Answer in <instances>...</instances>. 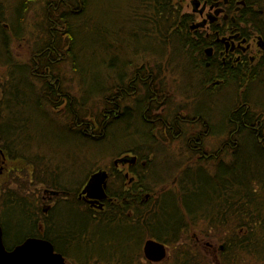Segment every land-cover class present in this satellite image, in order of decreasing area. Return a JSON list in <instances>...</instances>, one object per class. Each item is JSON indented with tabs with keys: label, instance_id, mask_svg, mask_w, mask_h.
I'll list each match as a JSON object with an SVG mask.
<instances>
[{
	"label": "trees",
	"instance_id": "1",
	"mask_svg": "<svg viewBox=\"0 0 264 264\" xmlns=\"http://www.w3.org/2000/svg\"><path fill=\"white\" fill-rule=\"evenodd\" d=\"M39 1L46 3V40L33 51L28 65L16 64L11 58L10 30L0 15V61L11 66L7 78L27 77L32 67L34 74H39L36 78L45 83L42 98L36 99L35 104L53 120L65 122L60 131L69 134L66 139L71 142L75 138L86 146L129 139L131 143L117 150L116 156L134 154L139 165L132 169L136 178L130 185L126 177L110 179L108 193L112 201L106 202L104 212L85 207L82 210L71 195L61 199L59 219L55 209L49 217L44 216L41 230L42 221L37 213H30L31 205L27 207L25 203L27 197L6 187L0 200L3 213L21 208L20 224L32 228L26 237L48 239L73 264H213L199 245L189 239L190 230L199 224L217 232L223 241L220 264H244L246 257L264 264V78L262 83H256L251 97L246 96V81L234 80L237 97H233L224 122L216 128L218 133H226L225 147L218 151L222 154L212 156L205 150L206 133L200 130L188 141L199 154L195 165L173 174L176 167H168L153 148L159 142L157 135H180L189 124L207 128L211 103L217 96L213 92L216 88L207 87L211 80L206 83L201 75L209 71L201 67L207 42L193 37L191 20L182 14L181 0H104V28L98 24L95 31L104 33L102 63L108 78L104 88L97 92L82 79L87 71L81 69L85 50L80 48L78 37L90 28L91 11L102 0H20L18 16H25L30 6ZM149 53L150 59L144 57L148 61L143 59L135 66L140 54ZM63 63H70L81 77L80 95H73L69 92L72 87L64 84ZM148 64L158 65V73L170 70V65L175 72L176 65H181V71L200 77L206 86L204 92L195 96L200 97L198 103L203 107L195 109V117H185V107L182 113L171 111L164 78L153 76L152 69V73L143 74ZM140 85L144 92L138 98L136 91ZM97 97H102L103 106L95 113L88 106L91 108ZM8 105L7 137L17 144L19 153L25 151L20 139L26 142L28 151L34 150L31 146H36L42 130L36 127L33 114L15 113L17 108H23L22 101H8ZM53 111L55 115L51 114ZM225 153L231 158L227 160ZM40 156L35 162L44 172ZM48 186L73 194L77 190L56 180ZM3 213L0 212V223L5 243L11 247ZM148 238L173 248L167 260L151 263L145 258L143 247ZM74 249L76 252H72Z\"/></svg>",
	"mask_w": 264,
	"mask_h": 264
},
{
	"label": "rangeland",
	"instance_id": "2",
	"mask_svg": "<svg viewBox=\"0 0 264 264\" xmlns=\"http://www.w3.org/2000/svg\"><path fill=\"white\" fill-rule=\"evenodd\" d=\"M116 1L118 2L119 0ZM19 4L20 0H0V15L5 18L4 23L9 26V49L11 58L16 64L28 65V63L31 62L33 51L37 50L39 46L42 45L43 41L46 40L44 38L46 34L45 26H47L45 22L46 3L45 1L33 3L25 16L23 14L22 17L18 16L19 12L17 8ZM91 15L90 20L92 18V21L90 22V28L84 31L81 37H78V41H80V48L85 50L84 57L81 58V69L87 72H84L85 74L82 79H85L89 87H91L94 92H97L104 88V84L107 82L108 78L107 74H104V64L102 63L104 61V33H97V31H95V27H98V24L104 28V0L99 3L98 7L94 6ZM15 32L18 33V36L14 34ZM151 56L152 54L150 53L145 56L140 54L136 59L135 63L137 64L135 66L140 65L144 61H148L145 60L144 57L150 59ZM162 57L165 59L164 56ZM166 57L168 58V55ZM176 66H178V70L175 72L173 71L175 67L170 65V70L165 71L163 69L162 73H158V65L148 64L144 66L145 72H143V74L147 75L152 73V69L153 76L156 75L164 78L166 82L165 89L168 94L167 97L170 95L169 103L172 104L170 107L171 111H179V113H182V107H185L183 112L185 117L190 115L194 116L196 108H203L200 107L198 103L200 97L196 98L195 96L204 92V87L206 85L200 81L201 79H198L200 77H196L195 74L191 75L190 72L186 73L181 71V65ZM163 68H166V65H164ZM10 71L11 66L0 61V81L6 80ZM61 73L62 77L65 79L64 84L72 87L68 86L71 88L69 92L73 95H80L83 90L81 77L73 70L72 65L70 63H63L61 65ZM22 76L21 84L27 86L28 78L25 75ZM207 87H209L208 84ZM262 91L264 92V88H262ZM233 97H237V91L236 89L231 91V88L223 90L219 97H214L216 99L211 103V111L209 110L210 116H208L210 125L207 128L205 125L199 128V126L189 124L184 126L185 130H182L180 135L172 136L168 134L166 137L164 136L165 138L159 136V134L157 135L159 142L157 146H153V148L160 152L162 162L166 163L168 167L172 168L173 165L176 167L172 169L173 174L180 172L182 169L187 168V166L195 165V161H197L199 154L196 153V147L190 145L188 141L194 138L200 130H204V133H206L203 139L205 150L210 152L212 156H220V154H222H219L218 151H221L225 147L224 141L226 139V133H218L217 129H219L220 124L224 122V114L228 107L232 105L231 100H233ZM101 103H103L102 97H97L90 104L91 108L88 106V109L97 113L99 108L103 106ZM22 109L23 108H17L15 113L21 112L23 115H30L29 111H22ZM28 109L31 111V114H33L35 123L37 124L36 127L42 130V134L41 137H38L39 140L36 146H31V149L34 150L25 152L31 160L36 161L37 155L45 157L46 160L42 159L41 156L39 158V163L41 162V166L43 165L42 168L44 172H42L41 168L38 169L37 165L36 171L37 176H41L46 183L44 184L45 186L38 185L41 179L38 183H29L30 180L28 176L19 171V173H22L20 176L21 178L7 187L14 192V194L16 193L22 197L24 196L22 194L25 193L24 191L30 192L25 203L27 207L31 205L30 208H32V212L30 213H37L40 221H42L44 220L41 218L43 217L42 212L34 208L36 204L33 206V203L37 202L35 198L36 192L39 193L40 191L38 196L41 198L43 188L47 187L49 184H54L55 180L59 181L60 184L62 182L65 186L73 187L74 189L78 188L92 172L102 167L110 169L115 160L122 158V156H116L117 150L128 146L131 140L119 138L115 143L109 141L104 144L103 141L97 145L89 144V146H86L83 141H76L75 138H72L70 142V140L66 139V136L69 138V134L64 133V135L61 134L63 132L60 131V127H62L60 125H62V122L65 124L64 121L60 119V123L59 121L53 120L45 111L37 107L35 99L33 98H31L30 103H28ZM55 113V111L51 112V114L54 115ZM166 140L167 142L165 143ZM18 141L21 143V146L26 143L22 142V139ZM66 141H69V144H66ZM250 148L251 147H248L247 149ZM228 152L230 153V151ZM223 156L227 158V160L231 158V156H227L226 153ZM47 164L51 167L46 168L45 166ZM19 167V170H28V167L24 164L19 165ZM3 191H1V194L4 193ZM80 208L83 210L84 206L82 205ZM3 211L4 207L0 201V212L3 213ZM21 214V208L8 210L3 213L6 226H8L9 245L20 242L31 232V225L20 224L21 221L19 218ZM189 236V239L194 240L199 245L201 251L208 256L213 264H220V255L224 243L217 232L211 231L204 224H199L190 230ZM172 249L173 248H170L169 253L173 251ZM72 252H76V250L74 249ZM67 261L73 264L70 259H67ZM243 262L244 264H259L258 261L250 257L244 258Z\"/></svg>",
	"mask_w": 264,
	"mask_h": 264
},
{
	"label": "flooded vegetation",
	"instance_id": "3",
	"mask_svg": "<svg viewBox=\"0 0 264 264\" xmlns=\"http://www.w3.org/2000/svg\"><path fill=\"white\" fill-rule=\"evenodd\" d=\"M181 6L182 14L188 15L191 20L190 31L193 37L202 38L207 42L203 51V66L201 67L208 68L209 71L208 73L204 71L205 74L201 75L205 78L206 83L211 80L207 84L209 87L216 88L213 91L215 95L217 94L216 98L225 89L231 88V91H234V80H245L246 96L251 97L255 86H257L256 83L259 81L262 83L264 78V0H181ZM5 26L9 28L8 24ZM39 67L40 65L37 68ZM34 73L32 68L31 75H27V86L21 84V79L7 78L0 81V199L2 198V189L21 178L22 173L19 171L28 176L29 183H38L40 179H43L41 176H37V163L35 160L29 159L25 152L28 150L25 149L19 153L15 147L17 144L14 145L7 137L10 131L5 123L7 112L10 110L8 101H22L23 109L31 113L26 107L31 98L35 100L42 98L40 95L44 91L45 83L36 78L39 74ZM253 79L254 81H252ZM262 85L264 86V83ZM137 88L136 92L139 98V95L144 92V87ZM27 147V145H23V148ZM126 157H136L137 160L135 163H117L115 160L110 169L102 167L92 172L74 194L67 190L60 191L49 186L44 187L41 198L38 196L40 191L35 193L38 203H33V205L36 204L35 206L42 212V219L44 216L49 217L54 209L57 210V219H59L62 207L61 198L69 199L72 195L85 208L96 213L104 212L106 202L112 199L108 193L110 179L126 177L129 179L127 182L130 185L136 178L132 169L139 165L138 157L134 154H129ZM141 163L143 166L146 165L145 161ZM23 164L28 167V170H19V165ZM100 171H107L109 174L108 197L100 203H93L91 193L87 192L86 188L92 176ZM38 185L45 186L43 181H39ZM24 192L22 194L28 197L30 192ZM43 227L44 221L42 220L39 228L43 230ZM30 237L36 236H28L23 241L16 242L7 248L11 250Z\"/></svg>",
	"mask_w": 264,
	"mask_h": 264
},
{
	"label": "water",
	"instance_id": "4",
	"mask_svg": "<svg viewBox=\"0 0 264 264\" xmlns=\"http://www.w3.org/2000/svg\"><path fill=\"white\" fill-rule=\"evenodd\" d=\"M136 157H122L116 160L121 163H135ZM109 174L107 171L95 173L87 192L91 193L94 202L100 203L108 197ZM102 207V205H100ZM223 248V247H222ZM146 259L153 263L164 262L169 258L170 248L153 238L146 240L144 247ZM0 264H70L62 253L57 252L54 244L45 238L30 237L13 249H8L4 241V230L0 223Z\"/></svg>",
	"mask_w": 264,
	"mask_h": 264
},
{
	"label": "bare ground",
	"instance_id": "5",
	"mask_svg": "<svg viewBox=\"0 0 264 264\" xmlns=\"http://www.w3.org/2000/svg\"><path fill=\"white\" fill-rule=\"evenodd\" d=\"M169 255H170V253H169Z\"/></svg>",
	"mask_w": 264,
	"mask_h": 264
}]
</instances>
